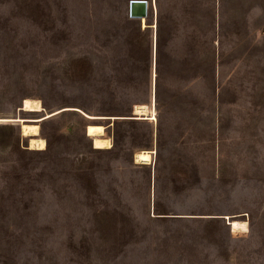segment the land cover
<instances>
[{
  "label": "rangeland",
  "instance_id": "1",
  "mask_svg": "<svg viewBox=\"0 0 264 264\" xmlns=\"http://www.w3.org/2000/svg\"><path fill=\"white\" fill-rule=\"evenodd\" d=\"M129 1L0 0V264H264V0Z\"/></svg>",
  "mask_w": 264,
  "mask_h": 264
},
{
  "label": "bare ground",
  "instance_id": "2",
  "mask_svg": "<svg viewBox=\"0 0 264 264\" xmlns=\"http://www.w3.org/2000/svg\"><path fill=\"white\" fill-rule=\"evenodd\" d=\"M145 26V24H143ZM155 77V74H154ZM147 107L145 105H136L134 108V119L135 120H146V121H156V117L154 112L152 114H148L146 112ZM23 110L30 111H41L42 107L39 101L24 99L23 100ZM71 110H76L80 112L76 108H72ZM82 113V112H81ZM84 117L90 120H96L98 117L90 116L86 113H82ZM53 114H46L44 117L28 120L17 119H6L7 121L19 122L21 124L22 135L25 137H29L30 149L35 150H43L45 148V141L43 138L39 136V126L37 123L43 121L45 118L51 116ZM30 122V123H29ZM87 137H89L92 141V146L94 149H109L111 148V140L105 137V129L100 124H91L86 127ZM153 153L149 151H140L134 155L135 163H144L148 164L151 162V155ZM228 225L232 232L235 231H245L247 224L244 221L240 220H231L228 219Z\"/></svg>",
  "mask_w": 264,
  "mask_h": 264
},
{
  "label": "water",
  "instance_id": "3",
  "mask_svg": "<svg viewBox=\"0 0 264 264\" xmlns=\"http://www.w3.org/2000/svg\"><path fill=\"white\" fill-rule=\"evenodd\" d=\"M153 2V0H152ZM148 10H149V1L148 0H130L128 3V17L130 19H139L145 20L148 16ZM154 16H156L155 9H154ZM155 50H156V38L154 37V44H153V69L155 74ZM153 89H155V81L153 82ZM153 96H154V90H153ZM23 110L22 108L20 109ZM19 118V117H18ZM24 119V118H21ZM124 119V118H123Z\"/></svg>",
  "mask_w": 264,
  "mask_h": 264
},
{
  "label": "trees",
  "instance_id": "4",
  "mask_svg": "<svg viewBox=\"0 0 264 264\" xmlns=\"http://www.w3.org/2000/svg\"><path fill=\"white\" fill-rule=\"evenodd\" d=\"M155 57H156V71H157V79H156V86H157V83H158V67H159V58H158V44L156 42V50H155ZM214 67H215V64H214Z\"/></svg>",
  "mask_w": 264,
  "mask_h": 264
}]
</instances>
